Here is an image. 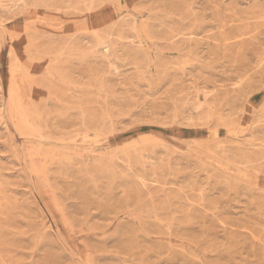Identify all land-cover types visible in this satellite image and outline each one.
Here are the masks:
<instances>
[{
    "label": "rangeland",
    "instance_id": "rangeland-1",
    "mask_svg": "<svg viewBox=\"0 0 264 264\" xmlns=\"http://www.w3.org/2000/svg\"><path fill=\"white\" fill-rule=\"evenodd\" d=\"M0 264H264V0H0Z\"/></svg>",
    "mask_w": 264,
    "mask_h": 264
}]
</instances>
